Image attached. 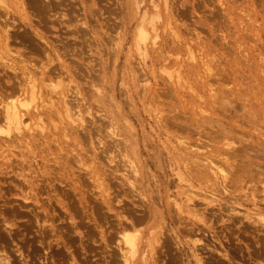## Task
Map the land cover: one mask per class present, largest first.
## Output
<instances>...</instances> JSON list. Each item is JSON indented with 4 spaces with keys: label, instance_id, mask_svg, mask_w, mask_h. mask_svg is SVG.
Returning a JSON list of instances; mask_svg holds the SVG:
<instances>
[{
    "label": "rangeland",
    "instance_id": "obj_1",
    "mask_svg": "<svg viewBox=\"0 0 264 264\" xmlns=\"http://www.w3.org/2000/svg\"><path fill=\"white\" fill-rule=\"evenodd\" d=\"M65 1L74 3L70 27L89 30L83 56L64 62L84 61L91 81L45 76L41 96L53 103L43 105V133L0 148V247L11 263L107 264V246L141 232L157 246L171 236L157 264H263L264 229L255 228L264 215V0ZM28 3L0 0V35L16 32L10 55L56 62L35 28L59 48L62 35L80 46L58 19L39 24ZM151 16L143 45L138 23ZM14 80L0 63V93ZM63 93L83 119L54 109Z\"/></svg>",
    "mask_w": 264,
    "mask_h": 264
},
{
    "label": "bare ground",
    "instance_id": "obj_2",
    "mask_svg": "<svg viewBox=\"0 0 264 264\" xmlns=\"http://www.w3.org/2000/svg\"><path fill=\"white\" fill-rule=\"evenodd\" d=\"M73 5L74 3L66 2L65 0H29L28 3V6L32 7V10L36 15V20L39 24H41L43 20H45L46 22L48 21L56 22L55 20L58 19L61 24H64L62 26L64 27V31L62 32H64L65 35L71 34V36H73L75 40L78 39L79 37L81 38V40L77 42L80 45L79 47H71L70 43H67L68 41H66V37L62 35V37L65 38V41L59 38L58 42L59 44L61 43V47L59 48L57 47L58 44L51 43L49 40L45 38V36L40 34L38 30L35 28L34 33L38 36V38L42 40L44 39L45 43L47 44L46 52H48L47 53L48 60H50L51 62L53 60L56 61L54 64L43 62L42 57H35L34 60L36 61L31 62L30 60H26L22 58V56L20 55L18 56L12 54L10 55L11 53L10 44L16 39L15 38L16 32L13 33L8 28H4V30L2 31L3 33L0 35V63H2L3 66H6L12 70L13 78L15 80L9 84L7 88L8 90L5 89L6 94H2L3 92L0 93V148L2 147L9 148L15 143L16 140L24 139L25 137H28L29 132L34 131V129H36V132L38 133H43L44 129L42 128L43 120L41 118V113L45 111V109H47L43 105L46 103L49 104L50 106L53 103L52 96L50 97L48 96V98L41 96L42 88L44 86L45 76L48 78L49 81H51L54 78L52 77L51 73H61L62 71H65L64 72L65 77H67L68 79H72L73 74H80L84 77L89 76L88 77L89 82L91 81L90 67L89 65H86L84 61L83 62L80 61V63L76 61L77 63L73 64L72 59H70V61H68V63L70 64H66L64 62L65 59L64 56L66 55L74 56L77 54L80 55V57L83 56L84 50L81 47V42H84L86 40L83 39L82 37L85 34H87V29L89 30V28L86 29L85 27L82 28L80 26H73L72 28L70 27L72 23L69 24V22L73 19L71 14V12L73 11ZM154 12L156 13V11ZM48 16H54V19L50 20L48 19ZM141 16L144 18L145 12L142 13ZM143 18L142 20L140 19L138 23L139 34H140L139 38L144 41L143 45H146L148 32L151 29H153V26L155 28L156 24L154 23L155 20L153 16H151V18H149L147 21H145ZM65 24L67 26H65ZM4 25L7 26V22H4ZM59 30L61 31V27H59ZM19 35L21 36V38L25 37L23 32H20ZM157 36H159V33L155 30V32L151 34V37L156 38ZM39 48L43 51L42 49L43 46H39ZM13 59L15 60L18 59L19 64L11 65L10 60ZM82 65L86 66V68L84 69L86 70L85 73L81 72ZM87 68L89 69L87 70ZM49 86L50 89L58 88V84L51 83ZM56 92L60 93L61 88L58 89V91L56 89ZM9 95H13V96L9 98ZM61 96L63 97L61 101L62 106H59L54 109L58 110L60 109V107H62V112L64 113L63 116L65 117L66 115L72 121L78 122L79 119H83L80 110L77 109L78 104L72 102V99L70 98V94L68 93L60 94L59 98H61ZM73 109H77V110L71 111ZM82 123H78V124L82 125ZM68 127L70 126H67L66 128ZM229 143H231V141L227 142V144ZM116 145H118V143ZM210 168L214 170L213 171L214 173L217 172L216 169H219V172L221 173L220 176L221 177L226 176V172L222 167L220 168V166L218 167L210 166ZM134 172L136 173V171ZM128 179L131 181V179H137V177L134 174L132 175L130 174L128 176ZM23 204L25 205V203H18L17 205L21 206ZM218 206L220 205L218 204ZM186 211L189 214L193 215V212H190L189 209H187ZM37 212L38 211H35L34 217L37 218L38 220L39 216H37ZM244 215L247 220L249 219L255 220V219H251V217H249L247 214ZM1 219L2 222H4V224L7 225L9 224L7 218L1 217ZM236 220L238 219L236 218ZM239 220L242 221L241 219ZM202 221L205 222L204 217H202ZM257 221H259L261 225L258 223L255 229H260V227L261 229H264V215H262L259 219H257ZM40 222H41V231L44 234H46L48 230L47 228L48 226H50V228H52L53 230V224L49 222L47 214H45L44 217H40ZM190 223L192 225L191 228H193L194 230L201 229V226L199 225L198 222L190 221ZM128 225L133 226L132 223L123 224L122 222H120L119 228L124 229L127 228ZM191 228H189V230ZM73 230H75V228ZM41 236H42L41 238H43V234ZM141 236H142L141 232H138L137 234H135L134 232H125L123 233L121 239L122 243L117 244L114 247H109L106 245L108 249L112 250L111 253H114V256L107 261V264H148V261L149 264H157L155 263L156 257L160 256L161 253L164 251L162 249L163 247L168 248L167 244L171 236L165 234L157 238L156 239L157 242L159 239H161V241L158 242L159 244L158 246L151 245L149 241H145L144 237ZM51 238L52 240H54L53 236ZM2 248L3 245H1L0 247V251H1L0 264H5V262L12 264L11 259H9L10 256L7 253H5V251ZM146 248L149 250H147ZM18 251L20 254H22L20 250ZM157 251L158 254L156 255V257H154V254L157 253ZM136 254L147 256L148 261L144 260L143 262H141L140 258L138 260L135 259ZM104 257H102L101 259L103 260ZM143 258L145 259V257ZM208 258H210V256H208ZM45 261L43 262L46 264ZM29 263L30 262L27 259L21 262V264H29Z\"/></svg>",
    "mask_w": 264,
    "mask_h": 264
}]
</instances>
